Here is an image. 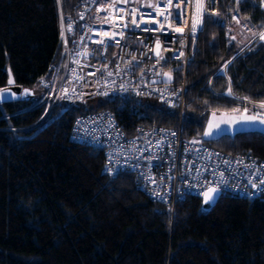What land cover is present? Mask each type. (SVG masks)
<instances>
[{"label":"trees","instance_id":"obj_1","mask_svg":"<svg viewBox=\"0 0 264 264\" xmlns=\"http://www.w3.org/2000/svg\"><path fill=\"white\" fill-rule=\"evenodd\" d=\"M79 2L0 0V87L9 68L16 85L34 91L0 103V264H264L263 198L221 194L204 210L188 194L172 207L137 189L131 174L105 173L103 149L70 138L75 116L87 110L111 109L131 134L137 124H177L175 109L126 96L95 108L90 99L37 103L41 78L52 77L62 51L60 15H76ZM233 17L252 35L264 28L261 0H218L207 14L190 42L182 121L189 137L202 135L210 112L264 102V40L241 49ZM210 143L264 159L261 133Z\"/></svg>","mask_w":264,"mask_h":264},{"label":"built area","instance_id":"obj_2","mask_svg":"<svg viewBox=\"0 0 264 264\" xmlns=\"http://www.w3.org/2000/svg\"><path fill=\"white\" fill-rule=\"evenodd\" d=\"M198 2L205 6L202 23L193 33L192 17L200 15ZM149 3H159V7L146 6ZM176 3L180 0H173V5ZM217 4L218 0H184L176 9L167 7L168 0H80L76 15H60L64 29L62 51L53 75L44 81V92L37 101L48 109L57 98L66 102L90 99L95 108L104 98L126 96L175 109L177 124H137L132 133L127 134L118 124L114 111L95 108L77 114L70 131L72 140L103 149L105 173L131 174L137 189L150 199L172 207L188 194L202 199L201 193L210 186L221 189L219 195L264 199V190H261L264 185L253 189L250 183L259 184L264 180V159L248 151L233 153L219 149L202 135L189 137L182 131L188 105L186 82L190 42L204 29L207 14L215 12ZM261 6L264 11V0H261ZM133 8L137 9L139 28L130 23ZM158 12L172 15L165 19V16L157 15ZM141 16L144 21L156 22H142ZM145 28L151 30L145 31ZM176 28L184 31L177 32ZM105 32L109 36L117 35L109 40L102 35ZM121 32L123 37L119 35ZM101 39L106 44L97 43ZM155 50L164 57L159 63ZM85 51L86 56L80 55ZM181 52L184 55L176 59ZM176 69H179L178 74ZM170 70L172 82H150ZM109 72L113 75L109 76Z\"/></svg>","mask_w":264,"mask_h":264},{"label":"water","instance_id":"obj_3","mask_svg":"<svg viewBox=\"0 0 264 264\" xmlns=\"http://www.w3.org/2000/svg\"><path fill=\"white\" fill-rule=\"evenodd\" d=\"M8 71V79L7 84L3 87H0V90H3L5 88L9 89L7 93L0 92V103L4 101L9 100H17V99H28L29 97L34 96V91L28 87H21L20 85H16L13 75L10 71V69H7ZM158 73H160V70H158ZM12 79L14 83L11 85L8 83L9 79ZM172 82V79L169 81L164 76L162 77H155L150 80L151 83H158V82ZM25 89L28 90L29 94H25ZM260 114L261 117H264V112H257ZM257 113L254 112H210L207 116L205 126L202 132V138L208 142L214 141L216 139H219L220 137L226 135L233 138L236 134L239 133H250V132H257L264 135V124H261L259 122V118L255 121H245L243 118L245 116H254ZM235 120L236 123H233L232 121ZM209 121H212L213 125H219L220 130H216V128H213V135L211 136H204L203 133L208 129ZM219 195L216 196V199L213 200L209 204H205L202 197V208L209 209L212 207Z\"/></svg>","mask_w":264,"mask_h":264},{"label":"snow or ice","instance_id":"obj_4","mask_svg":"<svg viewBox=\"0 0 264 264\" xmlns=\"http://www.w3.org/2000/svg\"><path fill=\"white\" fill-rule=\"evenodd\" d=\"M125 2H126V0H125ZM183 2H184V0H180V3H176L175 5H173V0H168V5H167V7H169V8H171V7H175L176 9H179V8L181 7V3H183ZM237 2H239V0H237ZM146 6H148V7H159V3L156 4V5H153V4H150V3H149V4H147ZM204 6H205V5H204L203 3H199V2L197 3V8L200 9V15L198 16L197 14H194L193 17H192L191 31H192L193 33L196 32L198 25L202 23V12H203ZM100 10H101V9H97V11H100ZM136 13H137V9L133 8V9L131 10L132 19H131L130 23H131L134 27L139 28V27H140V22H138L137 19H136ZM157 15H163V16H165V19H167L169 15H172V13H170V12H169V13L158 12ZM81 18H83V14H81ZM120 19H123V17H120ZM233 19L236 20V17H233ZM141 21H142V22H151V23H155V22H156V21H154V20H151V21H144L143 16H141ZM237 23H239L238 20H237ZM124 26H125V27H128L127 24H125ZM69 27H71V26H69ZM144 30H145V31H150L151 29H147V28H145ZM157 30H159V29H157ZM175 30H176L177 32H183V31H184L183 28H176ZM61 35H62V36L64 35L63 19H62V21H61ZM102 35H103V36H107L108 39L111 40V39L114 38L115 35H117V33H113L111 36H109V34H108L107 32H105V33H102ZM119 35H120L121 37H123V32L119 33ZM254 35H255V34H254ZM81 39H83V37H82ZM233 39H234V37H233ZM259 39H260V40H264V32H260V33H259ZM97 43H100V44H106V41L103 40V39H101V40L97 41ZM116 43L119 44V41H116ZM106 46H108V45H106ZM159 47H160L159 40H157V48H159ZM87 54H88L87 51H85V52H83V53H80V55H85V56H86ZM183 55H184L183 52H181V53L179 54V56H177V57H175V58H176V59H179V58L182 57ZM156 56L158 57V59H157V63H159L160 60H164V57L161 56L160 53H159L158 51L156 52ZM133 59H135V57H133ZM105 67H106V66H105ZM157 74L159 75V73H157ZM108 75L111 76V75H113V73H112V72H109ZM163 75H164V76L167 78V80H169V81L172 79L171 70H170L169 72H165V73H163ZM8 83L11 85L12 83H14V81L10 78L9 81H8ZM41 83H42V84L44 83L43 78H41ZM122 87H123V86H122ZM8 91H9V89H7V88H5V89H3V90H0V92H3V93H7ZM64 92H65V94H66V93H67V89H65ZM230 92H231V89L229 88V93H230ZM25 94H29V92H28L27 89H25ZM260 107H261V108H264V102H262V103L260 104ZM234 111H235V110H234ZM244 111L247 112L248 109L245 108ZM258 118H259V122H260L261 124H264V117H261L259 113H257V114L254 115V116H245L243 119H244L245 121H255V120H257ZM232 122H233V123H236L235 120H233ZM214 127L216 128V130H220L219 125H215V126H214L213 123H212V121H209L208 129L203 133V135H204V136H211V135H213V134H214V133H213V128H214ZM173 135H175V133H173ZM192 143H199V141H192ZM110 171H114V170L110 169ZM153 183H155V181H153ZM250 183H251V187H252L253 189H258V188H260V185H264V180H260V181H259V184L256 183V182H253V181H250ZM261 190H264V189H261ZM220 191H221V189H219V188H217V187H211V186H210V187H207L206 190H204V191L201 193V195L203 196V201H204V203H205V204H209V203H211L213 200L216 199V196L219 195ZM156 195H157V196H160V193H156Z\"/></svg>","mask_w":264,"mask_h":264},{"label":"rangeland","instance_id":"obj_5","mask_svg":"<svg viewBox=\"0 0 264 264\" xmlns=\"http://www.w3.org/2000/svg\"><path fill=\"white\" fill-rule=\"evenodd\" d=\"M239 23H237V20L233 22L232 26H233V30H232V37L236 38L237 36V40L239 42L240 45H243V47L241 49H244L245 47H247L250 42H252L254 40V36L256 35H252L250 33V31L248 30L247 26H246V22L245 21H240L238 20ZM264 32V30H263ZM259 33V32H258ZM157 45V44H156ZM156 53V50H155ZM228 62H226L220 69H219V73H223L225 74V68ZM226 95H229V92L226 91L225 92ZM262 102H253L251 100H245V104L241 107V111H244L245 108L248 109V112H257V111H261L264 112V108L260 107V104ZM42 125H39V127Z\"/></svg>","mask_w":264,"mask_h":264},{"label":"crops","instance_id":"obj_6","mask_svg":"<svg viewBox=\"0 0 264 264\" xmlns=\"http://www.w3.org/2000/svg\"><path fill=\"white\" fill-rule=\"evenodd\" d=\"M263 30H264V28H263L260 32H263ZM260 32H259V33H260ZM259 33H257V34L254 36V39H255V38H259Z\"/></svg>","mask_w":264,"mask_h":264}]
</instances>
